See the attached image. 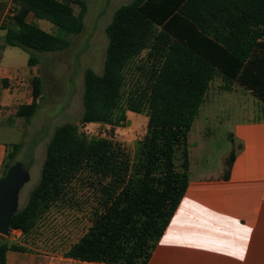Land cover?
<instances>
[{
  "label": "trees",
  "instance_id": "1",
  "mask_svg": "<svg viewBox=\"0 0 264 264\" xmlns=\"http://www.w3.org/2000/svg\"><path fill=\"white\" fill-rule=\"evenodd\" d=\"M87 11L84 0H13L2 25L6 46L28 53L29 67H37L41 54L70 47ZM34 20L50 22L60 34ZM106 33L104 71H86L84 113L78 123L59 126L48 143L41 180L12 219L21 240L1 244L0 264H7L8 251L31 252L26 241L67 211L84 213L90 227L64 257L149 264L187 192L189 135L213 81L221 76L223 90L236 84L264 104V0H133L115 12ZM43 93L37 76L32 104L19 106L15 116L32 120ZM129 113L148 118L134 155L124 142L82 130L123 128ZM23 147L14 144L6 155L0 182ZM234 160L232 154L225 178Z\"/></svg>",
  "mask_w": 264,
  "mask_h": 264
},
{
  "label": "rangeland",
  "instance_id": "2",
  "mask_svg": "<svg viewBox=\"0 0 264 264\" xmlns=\"http://www.w3.org/2000/svg\"><path fill=\"white\" fill-rule=\"evenodd\" d=\"M87 4L85 28L79 35L70 37V47L61 52L41 54V63L29 67V54L19 48L5 47V32L0 31V74L2 76H34L43 79V99L36 116L28 121L15 116L21 104L31 102L32 79L30 75L21 84H16L13 93L21 94V99L11 107L0 108V142H8V153L14 144L24 145L18 156V162L24 168L33 159L29 172L30 182L20 194V208L28 202L30 193L41 180L42 166L46 158L47 146L56 129L67 123H78L84 113L83 91L84 78L88 69L102 74L109 44L106 29L112 22L115 12L133 0H84ZM76 15L80 7L74 5ZM37 26L44 31L59 35V30L50 22L37 20ZM0 75V76H1ZM24 81V82H23ZM224 82L219 76L213 81L207 96L208 104L215 99V107L209 113L205 107L201 111L189 135L191 163L198 170V175H216L224 172L233 144L230 139L232 122L249 118L241 101L251 109L260 110L258 100L248 93L223 91ZM15 89V91H14ZM253 116H261L255 114ZM12 121V123H11ZM148 118L129 113L123 128H112L99 124L82 128L89 136L108 138L124 142L134 155L137 144L147 133ZM225 167V169H224ZM90 223L84 213L67 211L56 213L48 218L26 242L28 249L34 252L62 254L77 242L88 230ZM21 233H12L10 243H19ZM20 237V238H19Z\"/></svg>",
  "mask_w": 264,
  "mask_h": 264
},
{
  "label": "crops",
  "instance_id": "3",
  "mask_svg": "<svg viewBox=\"0 0 264 264\" xmlns=\"http://www.w3.org/2000/svg\"><path fill=\"white\" fill-rule=\"evenodd\" d=\"M12 3L13 0H0V31H3L2 25ZM30 21H33L32 17ZM4 46L7 47L6 43ZM30 75L33 79L37 77L33 71ZM29 76H0V108L11 107L21 99V94L13 93L12 87L19 86L22 77L26 80ZM237 86L235 84L227 92H233L235 88L238 92ZM238 88L242 94L253 96L242 87ZM214 101L208 104L206 97L202 106L207 113L215 107ZM32 102L31 97V102L25 105ZM239 103L250 117L232 122L231 155L234 154L235 160L228 178L224 177L225 171L198 175L190 160L187 192L149 264H264V104L258 100L261 109L255 110L247 108L241 99ZM260 113L262 117L251 116ZM8 147V142H0V178ZM6 240L7 237L0 235V246ZM6 263L103 264L37 251H8Z\"/></svg>",
  "mask_w": 264,
  "mask_h": 264
},
{
  "label": "water",
  "instance_id": "4",
  "mask_svg": "<svg viewBox=\"0 0 264 264\" xmlns=\"http://www.w3.org/2000/svg\"><path fill=\"white\" fill-rule=\"evenodd\" d=\"M31 176L21 163L14 164L0 182V235L9 237L13 217L21 210L20 194Z\"/></svg>",
  "mask_w": 264,
  "mask_h": 264
}]
</instances>
